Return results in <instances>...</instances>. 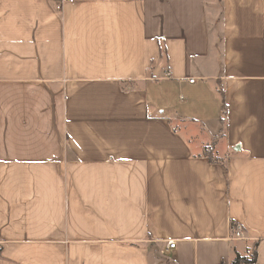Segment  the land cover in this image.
I'll return each mask as SVG.
<instances>
[{"label":"crops","instance_id":"1","mask_svg":"<svg viewBox=\"0 0 264 264\" xmlns=\"http://www.w3.org/2000/svg\"><path fill=\"white\" fill-rule=\"evenodd\" d=\"M217 2L0 0V264H264V0Z\"/></svg>","mask_w":264,"mask_h":264},{"label":"built area","instance_id":"2","mask_svg":"<svg viewBox=\"0 0 264 264\" xmlns=\"http://www.w3.org/2000/svg\"><path fill=\"white\" fill-rule=\"evenodd\" d=\"M55 9L57 11L61 10L60 2L56 3ZM166 76L169 77L170 74L166 73ZM188 81H189V83L192 84L194 82V79H189ZM229 236H230L229 239H231V240H244L245 239V233H244L242 226L241 225L231 226ZM174 248H175V241H168L164 247V251H170V250H173Z\"/></svg>","mask_w":264,"mask_h":264},{"label":"trees","instance_id":"3","mask_svg":"<svg viewBox=\"0 0 264 264\" xmlns=\"http://www.w3.org/2000/svg\"><path fill=\"white\" fill-rule=\"evenodd\" d=\"M212 146L206 147L204 149V155L208 158L209 162H217L212 156ZM256 248V247H255ZM256 250L253 251L248 257L236 255L231 264H256Z\"/></svg>","mask_w":264,"mask_h":264},{"label":"rangeland","instance_id":"4","mask_svg":"<svg viewBox=\"0 0 264 264\" xmlns=\"http://www.w3.org/2000/svg\"><path fill=\"white\" fill-rule=\"evenodd\" d=\"M211 3L214 2V5L210 11V15H209V21L211 24V28H212V33L213 36H218L219 35V20H220V12H219V4L217 2V0H209Z\"/></svg>","mask_w":264,"mask_h":264}]
</instances>
